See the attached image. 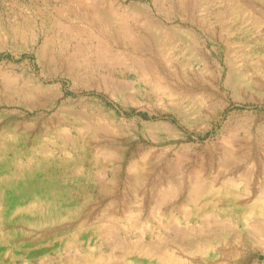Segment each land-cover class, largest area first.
I'll return each instance as SVG.
<instances>
[{"label":"rangeland","instance_id":"1","mask_svg":"<svg viewBox=\"0 0 264 264\" xmlns=\"http://www.w3.org/2000/svg\"><path fill=\"white\" fill-rule=\"evenodd\" d=\"M185 1L0 0V264H264V0Z\"/></svg>","mask_w":264,"mask_h":264},{"label":"bare ground","instance_id":"2","mask_svg":"<svg viewBox=\"0 0 264 264\" xmlns=\"http://www.w3.org/2000/svg\"><path fill=\"white\" fill-rule=\"evenodd\" d=\"M81 1H82V0H81ZM229 1H231L232 3H233V2L239 3L238 0H229ZM168 2H169V1H168ZM173 2H174V1H173ZM185 2H186L185 0H180L179 4L184 5ZM189 2H190V1H189ZM187 3H188V2H187ZM241 3H242V2H241ZM193 4H194V2H193ZM243 4H244V3H243ZM90 5H91V4H90ZM115 5H116V4H115ZM161 5H163V4H161ZM117 6H118V5H117ZM147 6H148V5H147ZM118 7H120V6H118ZM121 7H122V6H121ZM163 7H164V6H163ZM254 7H255V6H254ZM261 7H262V6H261ZM193 8H194V7H193ZM145 11H146V10H145ZM127 12H129V11H127ZM251 12H252V11H251ZM263 12H264V11H263ZM116 14L118 15V14H120V13H119V12L117 13V10H114V9H111V8H110V10L107 11V12H104V11H102V10L94 11V16H95L96 18H98V17H105V18H106V16H107V17H111V16H112L111 18H113V17L115 18V17H116ZM128 14H129V13H128ZM130 14H131V13H130ZM138 14H139V13H138ZM150 14H151V13H149V15H150ZM262 14H263V13H262ZM119 16H121V14H120ZM132 16H133V15H132ZM135 16H136V15H135ZM257 16H258V15H257ZM121 17H122V16H121ZM144 17H146V16H144ZM150 17H151V16H150ZM246 17H247V16H246ZM132 18H133V17H132ZM137 18H138V17H137ZM144 19H145V18H144ZM121 20H122V19H121ZM146 20H147V19H146ZM133 21H134V19H133ZM114 22H115V21H114ZM122 22H123V20H122ZM134 22H135V21H134ZM141 22H142V21H141ZM156 22H157V21H156ZM258 22L260 23V21H258ZM261 22L264 24V20H263V21L261 20ZM107 23H108V22H107ZM135 23H136V22H135ZM126 24H127V23H126ZM136 24H138V23H136ZM136 24H135V25H136ZM131 25H132V24H131ZM131 25H130V26H131ZM259 25H261V24H259ZM140 26H141V25H140ZM167 26H168V25H167ZM138 27H139V26H138ZM138 27H137V28H138ZM147 27H148V28H151L149 24L147 25ZM156 27H158V28H160V29L163 28V26H159V25H156ZM247 27H248V26H247ZM260 27H261V26H260ZM69 28H72V27H69ZM131 28H132V27H131ZM148 28H147V30H148ZM166 28H167V27H166ZM52 29H53V28H52ZM103 29H104V28H103ZM126 29H127V28H125V30H126ZM127 30H128V29H127ZM131 30H132V29H131ZM77 31H78V30H76V32H77ZM129 31H130V29H129ZM129 31H128V33H129ZM24 32H25V31H24ZM37 32H41V30H40V31L38 30ZM68 32H71V31L68 30ZM123 32L125 33V31H123ZM71 33H73V32H71ZM71 33H70V34H71ZM80 33H81V32H80ZM162 33H163V32H162ZM167 33H169V32H167ZM24 34H25V33H24ZM126 34H127V33H126ZM165 34H166V32H165ZM77 35H78V34H77ZM130 35H131V34H130ZM167 35L169 36V34H167ZM74 36H75V35H74ZM131 36H132V35H131ZM162 36H164V35H162ZM171 36H172V35H171ZM36 37H37V35H36ZM48 37H49V36H48ZM169 37H170V36H169ZM172 37H173V36H172ZM172 37H171V38H172ZM66 39H67V38H66ZM66 39H65V40H66ZM153 42H154V41H153ZM45 43H46V41H45ZM100 45H101V44H100ZM100 45H99V46H100ZM150 45H151V44H150ZM133 46H134V45H133ZM104 47H105V46H104ZM143 47H144V46H143ZM134 48H135V47H134ZM149 48H150V47H149ZM102 49H103V48H102ZM99 50H100V49H99ZM111 52H112V51H111ZM109 53H110V52H109ZM112 53H113V52H112ZM100 54H101V53H100ZM103 54H104V53H103ZM106 54H107V53H106ZM107 55H108V54H107ZM111 55H112V54H111ZM113 55H115V54H113ZM100 56H101V55H100ZM115 56H116V55H115ZM118 56H119V55H118ZM104 57H106L105 54H104ZM110 57H111V56H110ZM120 57H122V56H120ZM123 57H124V56H123ZM112 58H113V57H112ZM124 58H125V57H124ZM129 59H130V58H129ZM150 59H151V58H150ZM100 60H102V58H101ZM103 60H104V59H103ZM103 60H102V61H103ZM120 60H123V59L120 58ZM130 60H131V59H130ZM127 61H128V60H127ZM127 61H126V62H127ZM117 62H118V61H117ZM119 62H120V64H121V63H124V62H121V61H119ZM119 62H118V63H119ZM111 63H112V62H111ZM132 63H133V62H132ZM139 63H140V62H139ZM144 63H145V62H144ZM154 63H155V62H154ZM125 64H126V63H125ZM134 64H135V63H134ZM150 64H151V65H150V70H151V69H152V64H153V63L150 62ZM122 65H123V64H122ZM139 65H140V64H139ZM146 65H147V63H146ZM138 68H139V67H138ZM146 68H147V67H146ZM146 68H145V69H146ZM148 68H149V66H148ZM141 69H143V68H141ZM134 70H136V69H134ZM157 70H158V69H157ZM157 70H156V71H157ZM138 72H139V71H138ZM3 74H4V73H3ZM3 74H2V76H3ZM145 75H146V74H145ZM147 75H148V74H147ZM149 75H150V74H149ZM154 75H155V74H154ZM5 76H6V75H5ZM5 76H4V77H5ZM7 76H8V75H7ZM7 76H6V80H7ZM8 78H9V77H8ZM12 78H13V77H12ZM28 79H29L30 81H29V82H24V83H27V85H28L27 87H28L29 89H30V88L33 89L32 87H34V88H36V89H40V88L42 87V84H38V83L36 82V80H34L33 78H28ZM6 80H5V81H6ZM15 80H16V79H15ZM154 80H155V79H154ZM9 84H10V83H9ZM231 138H232V137H231ZM233 138H235V137H233ZM229 139H230V138H229ZM229 139H228V140H229ZM229 141H230V140H229ZM229 141H228V143L231 144V142H229ZM232 141H233V140H232ZM226 144H227V143H226ZM234 144H235V143H234ZM227 146H228L227 148H230L229 145H227ZM231 146H232V144H231ZM232 148H233V146H232ZM225 149H226V148H225ZM227 150H229V149H227ZM230 150H231V148H230ZM232 150H233V149H232ZM243 150H244V149H243ZM232 152H234V151H232ZM241 154H242V153H241ZM226 155H227V159H226V160H228V159H229V160H232V159H233V156H232L229 152H227ZM242 155H243V154H242ZM109 156H110V155H109ZM107 157H108V156H107ZM108 158H109V157H108ZM229 160H228V162H229ZM242 162H243V161H242ZM229 163H230V162H229ZM210 164L212 165L211 162H210ZM210 164H209V166H210ZM210 168H211V167H210ZM228 168H229V167H228ZM219 172H220V171H219ZM197 173H198V172H197ZM197 175H200V174H197ZM220 175H221V174H220ZM229 175H230V174H229ZM218 176H219V175H218ZM208 177L211 178V176H208ZM195 179H196V178H195ZM216 179H217V178H216ZM216 179H213V178H212V180H210V181L207 180L208 183H209V191L221 190V188H222L223 186H225V185H224V182H223L221 186H218V187H217V181H216ZM195 181H196V180H195ZM203 181H204V180H203ZM199 182H201V181H199ZM229 182H231V180H229ZM201 183H202V182H201ZM201 183H200V184H201ZM233 183H234V182H231V185H232ZM197 184H198V182H197ZM197 184H196V185H197ZM200 184H198V185H200ZM201 185H204V184L202 183ZM226 185H227V184H226ZM234 185H238V184H233L232 186H234ZM198 187H199V186H195V187L193 188V191H194V189H196V191L194 192L195 195H196V194L198 195V194L201 193V189H200V187H199V188H198ZM197 188H198V189H197ZM202 188H203V186H202ZM225 188H228V192H231V191H229V189L231 188V186H230V188L227 187V186H225ZM247 189L249 190V184H248V182H247V184L242 188V190H240V191L245 192V190H247ZM261 189H262V191L264 190V184H262ZM216 192H217V191H216ZM247 192H248V191H247ZM263 192H264V191H263ZM192 194H193V193H192ZM201 194H202V193H201ZM171 195H172V194H171ZM192 200H193V199H192ZM165 201H166V200H165ZM194 201H195V200H194ZM256 201H257V202H255V201L253 202V203H255L254 205H256L259 209H262L264 205H263L262 203H260V202L258 203V199H256ZM196 203H197V202H196ZM253 203H252V204H253ZM234 204H235V203H234ZM239 204L242 205V204H244V203L240 201ZM250 206H251V205H250ZM261 206H262V207H261ZM228 207H229V206H228ZM205 219H206V218H205ZM207 219H208V218H207ZM253 225H254V224H253ZM253 225H251V226H253ZM255 226H256V227H255ZM255 226H253V227H254L253 229H255V230L258 232V229H259V228H257L258 225H255ZM258 227H259V226H258ZM202 229H203V228H202ZM253 229H251V230H253ZM260 229H261V228H260ZM204 230H205V229H204ZM255 230H253V231H255ZM261 230H262V229H261ZM256 231H255V232H256ZM201 232H202V231H201ZM199 233H200V232H199ZM258 233H259V232H258ZM262 233H264V232H262ZM183 234H184V233H183ZM258 235L261 236L260 234H258ZM200 236H201V235H200ZM184 238H185V237H184ZM260 238H261V237H260ZM261 239L264 240V234H263V236H262ZM261 242L263 243L264 241L261 240ZM171 255H172V254H171ZM171 255H170V256H171Z\"/></svg>","mask_w":264,"mask_h":264}]
</instances>
